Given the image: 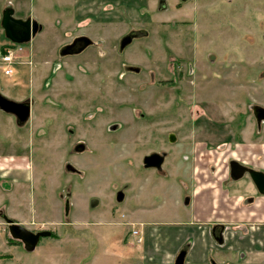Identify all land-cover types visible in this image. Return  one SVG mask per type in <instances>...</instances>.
<instances>
[{"label":"rangeland","instance_id":"374dc122","mask_svg":"<svg viewBox=\"0 0 264 264\" xmlns=\"http://www.w3.org/2000/svg\"><path fill=\"white\" fill-rule=\"evenodd\" d=\"M8 6L42 30L0 68V92L33 102L23 127L0 110V264H154L127 222H191L190 165L221 141L203 111L228 122L264 83V0H0V57ZM78 35L96 44L60 54ZM8 220L52 233L28 251Z\"/></svg>","mask_w":264,"mask_h":264},{"label":"crops","instance_id":"0c3cea01","mask_svg":"<svg viewBox=\"0 0 264 264\" xmlns=\"http://www.w3.org/2000/svg\"><path fill=\"white\" fill-rule=\"evenodd\" d=\"M24 101L30 102L32 115V100ZM15 120L19 127L26 124L19 125L16 117ZM205 154H212L214 158L205 159ZM198 155L202 156L200 162L189 168L195 180L193 215L189 224H183L173 232L170 230L172 225L160 227L161 224L155 222H127L134 227L140 224V229L133 228L137 234L133 230L132 234L137 236L138 242H143L146 259L154 264H174L178 254L185 250V262L189 263L264 264V196L242 206L244 194L232 189L231 185L222 184L217 180V172L209 170L217 163L216 151L208 149ZM191 236L194 245H185ZM231 252L235 256H229Z\"/></svg>","mask_w":264,"mask_h":264},{"label":"flooded vegetation","instance_id":"af4514ba","mask_svg":"<svg viewBox=\"0 0 264 264\" xmlns=\"http://www.w3.org/2000/svg\"><path fill=\"white\" fill-rule=\"evenodd\" d=\"M136 34H125L121 38V51L137 38ZM128 36L129 42L122 47ZM95 44L90 36L78 35L61 48L60 54L78 56ZM257 86L246 89L242 108L237 105L228 122L214 119L213 112L206 108L200 123L202 134L206 137L215 135L221 140L217 144V163L209 169L210 172L216 171L217 180L244 194L242 206L264 196V83Z\"/></svg>","mask_w":264,"mask_h":264},{"label":"water","instance_id":"95a60500","mask_svg":"<svg viewBox=\"0 0 264 264\" xmlns=\"http://www.w3.org/2000/svg\"><path fill=\"white\" fill-rule=\"evenodd\" d=\"M15 10L12 6H8L3 10L1 25L4 29L6 37L14 43H26L42 30V25L34 18H18L14 15ZM129 42V36L122 43L124 47ZM65 52H62L64 55ZM137 70V68H135ZM0 109L3 111L13 114L19 125L25 124L31 115V104L29 101H16L10 99L0 93ZM173 138L171 137V140ZM81 147V146H80ZM79 147V148H80ZM78 148V147H77ZM78 148V150H79ZM82 148V147H81ZM165 160V156L158 152L148 154L143 159L144 167H154L158 170L162 169V164ZM69 203L66 201V211L68 210ZM8 228L13 238L23 242L26 250L32 251L36 248L41 238L49 237L51 235L50 230H41L33 232L17 222H11L8 220ZM186 251L182 250L174 264H184Z\"/></svg>","mask_w":264,"mask_h":264},{"label":"built area","instance_id":"2783aa9c","mask_svg":"<svg viewBox=\"0 0 264 264\" xmlns=\"http://www.w3.org/2000/svg\"><path fill=\"white\" fill-rule=\"evenodd\" d=\"M19 46V47H18ZM23 49L20 44L16 43L15 46L7 45L0 57V68L6 75L13 73L12 64L19 59ZM134 234H137V230H133Z\"/></svg>","mask_w":264,"mask_h":264}]
</instances>
